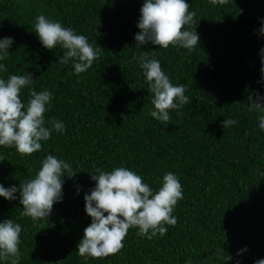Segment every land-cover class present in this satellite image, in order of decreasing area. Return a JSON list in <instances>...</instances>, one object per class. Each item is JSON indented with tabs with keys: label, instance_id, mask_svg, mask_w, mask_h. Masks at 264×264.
I'll return each instance as SVG.
<instances>
[{
	"label": "trees",
	"instance_id": "obj_1",
	"mask_svg": "<svg viewBox=\"0 0 264 264\" xmlns=\"http://www.w3.org/2000/svg\"><path fill=\"white\" fill-rule=\"evenodd\" d=\"M144 0H0V39L12 38L0 78L30 73L28 92L49 90L45 113L65 124L42 150L20 155L0 146V184L5 188L34 177L49 154L69 163L74 178L64 179L63 201L51 216L33 221L21 216L17 200L0 197V222L22 227L20 264H255L264 259V131L247 97L264 96L258 34L264 0H187L196 13L191 30L200 43L193 51L148 44L135 47ZM52 21L85 35L103 47L92 67L76 75L72 63L58 64L63 49L48 50L34 32L35 18ZM140 51L156 59L173 84L186 86L189 103L170 110V121L152 118L148 84L139 67ZM255 98V97H254ZM237 121L224 129L222 121ZM126 167L153 190L163 175L179 177L183 199L173 212L175 226L149 240L131 228L123 249L94 259L81 257L77 245L91 224L84 196L95 187V168ZM79 188V192H78ZM247 248L242 255L238 252ZM3 264V262H0Z\"/></svg>",
	"mask_w": 264,
	"mask_h": 264
},
{
	"label": "clouds",
	"instance_id": "obj_2",
	"mask_svg": "<svg viewBox=\"0 0 264 264\" xmlns=\"http://www.w3.org/2000/svg\"><path fill=\"white\" fill-rule=\"evenodd\" d=\"M211 3L225 5L229 0H211ZM190 7L187 0H144L137 23L140 31L134 37L136 49L151 44L158 49L173 46L193 51L200 38L196 29L191 30L196 13L190 11ZM260 23L258 34L264 36V20ZM34 32L44 48L51 51L59 46L63 49L58 64L71 62L76 75L88 71L102 55V46L94 47L85 35L77 34L74 29L49 20L43 14L35 18ZM13 43L12 38L0 39V61L10 55ZM259 55L264 81V48L260 49ZM155 57L156 51H140L135 59H138L151 94L152 108L148 114L167 123L171 119L170 110L179 111L189 103V97L185 95L186 86L173 84ZM6 71V64L0 63V72ZM33 81L30 73L0 78V146L14 147L20 155H32L42 150V142L51 138L53 130L63 133L66 127L55 117L48 120L50 126H46L45 113L52 100L49 90L37 92L31 88L27 103L22 102V90L30 87ZM247 103L248 111L258 114L259 128L264 131V96L253 93L247 97ZM236 123V120L226 118L222 127L228 129ZM95 173L91 174L95 187L84 196L85 211L91 224L84 229L83 238L77 245L81 257L100 259L117 254L123 249L131 228L138 229V236L151 240L157 235H166L165 225L177 224L173 212L178 201L183 199V191L176 174L165 173L160 182L162 186L153 190L141 175L126 167H116L112 171L95 168ZM75 175L69 163L49 154L42 160L35 176L22 181L19 187L5 188L0 184V197L15 201L19 193V204L23 208L21 216L33 221L48 220L54 205L63 201L65 177L74 178ZM21 232V225L12 219L0 222V262L3 264H20ZM246 251L247 248L237 255ZM187 264H191L190 259ZM255 264H264V259Z\"/></svg>",
	"mask_w": 264,
	"mask_h": 264
}]
</instances>
